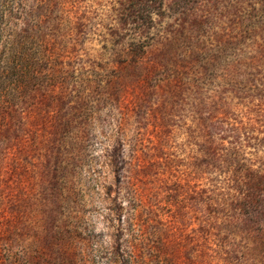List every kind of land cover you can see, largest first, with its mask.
Here are the masks:
<instances>
[{
	"label": "rangeland",
	"instance_id": "374dc122",
	"mask_svg": "<svg viewBox=\"0 0 264 264\" xmlns=\"http://www.w3.org/2000/svg\"><path fill=\"white\" fill-rule=\"evenodd\" d=\"M33 2L23 53L47 59L3 109L0 264H264V0Z\"/></svg>",
	"mask_w": 264,
	"mask_h": 264
},
{
	"label": "trees",
	"instance_id": "16d2710c",
	"mask_svg": "<svg viewBox=\"0 0 264 264\" xmlns=\"http://www.w3.org/2000/svg\"><path fill=\"white\" fill-rule=\"evenodd\" d=\"M11 2H13V8L8 12L3 9L0 0V45L4 47L6 53L0 69V81H4V86L1 87L0 85V124L2 121H6V114H3V109L6 107V110L10 112L9 114L15 112L17 101L25 93V87L18 80L10 81V79L18 77L26 67L25 70L29 82L35 83L42 76L39 73L40 63L47 59L41 53H36L35 56L32 53H23L26 45H34L36 40H38L35 35L36 33H40L41 25L39 23L44 24V19L42 21V17L40 16V20L38 21L36 11L29 12L27 0H11ZM33 5H36L35 9L47 13L51 9L57 8L58 2L57 0H34ZM19 12H22L27 19V21H24L25 29H21L20 31H18V28L22 20L21 17L18 18ZM14 20L18 21L15 23ZM6 25L11 26L9 31L10 36L7 37L6 41H3L2 34ZM24 63L26 66L22 67ZM259 196L256 191L250 190L242 199L237 200L236 204L242 211L251 212L253 208L258 206Z\"/></svg>",
	"mask_w": 264,
	"mask_h": 264
}]
</instances>
